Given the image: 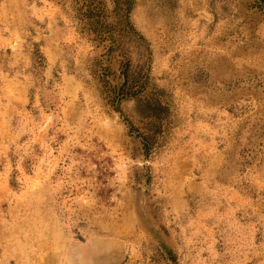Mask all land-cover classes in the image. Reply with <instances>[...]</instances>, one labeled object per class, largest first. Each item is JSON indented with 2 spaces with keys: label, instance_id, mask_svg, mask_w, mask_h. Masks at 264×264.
<instances>
[{
  "label": "rangeland",
  "instance_id": "obj_1",
  "mask_svg": "<svg viewBox=\"0 0 264 264\" xmlns=\"http://www.w3.org/2000/svg\"><path fill=\"white\" fill-rule=\"evenodd\" d=\"M100 2L0 0V264H264V0Z\"/></svg>",
  "mask_w": 264,
  "mask_h": 264
},
{
  "label": "trees",
  "instance_id": "obj_2",
  "mask_svg": "<svg viewBox=\"0 0 264 264\" xmlns=\"http://www.w3.org/2000/svg\"><path fill=\"white\" fill-rule=\"evenodd\" d=\"M87 1V8H88V13L89 14H85L88 18L89 17H98V22H100V17H99V13L102 12V10L99 9L100 5H102V2H100V0H84ZM120 0H118L119 2ZM98 32L99 35V31L100 30H96ZM129 86L128 83V77L126 75H124V83L123 85L120 87V91H119V95L122 96L123 98L129 96V92L127 91V88ZM136 87V86H134Z\"/></svg>",
  "mask_w": 264,
  "mask_h": 264
}]
</instances>
